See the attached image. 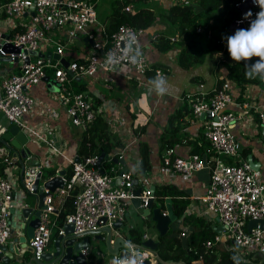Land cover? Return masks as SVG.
I'll return each instance as SVG.
<instances>
[{
  "label": "built area",
  "instance_id": "2783aa9c",
  "mask_svg": "<svg viewBox=\"0 0 264 264\" xmlns=\"http://www.w3.org/2000/svg\"><path fill=\"white\" fill-rule=\"evenodd\" d=\"M167 1L173 5L184 6L192 4L194 0ZM98 2L99 0L0 1V12L6 17L0 19V24H6L0 30V69L4 67V62L13 65L0 73V113L7 118L9 126H19L28 139L27 143L44 142L61 154L63 150L55 146L60 143L59 140L49 138L54 132L49 130L45 133L43 127L32 125L25 119L27 115L41 114L47 119L59 120L62 117L61 109H64L71 124L80 128L102 115L107 120L111 134L117 136L124 144L122 149L113 150L106 158L125 161L126 155L138 150V162L141 160L138 146L141 132L137 130V125L131 116L133 114L141 116L143 113L134 110L132 106L128 107V104L130 105L128 99L131 95L127 93L125 98L127 105L120 104L115 111L107 114L102 104L96 103L91 94L74 90L72 84L86 79L87 85H97L111 92L115 88L117 79L123 77L127 81L135 80L137 82L135 90L141 92L144 88L147 90L150 88V80L144 77L148 71H155V76L158 72L162 73L165 78L170 74L162 68L153 69L141 42L145 33L142 28L123 24L108 36L105 25L99 22ZM247 2L250 6L247 10H243L242 7ZM231 4L237 12L234 20L238 24H244V28L249 27L250 21L255 19L256 13L260 11L254 0H235ZM136 8L137 5H129L126 9L135 12ZM248 11L252 12V16L246 20L244 15ZM32 12L35 14L33 15ZM24 15L30 17L28 22H25ZM205 31L209 37L212 36L210 28L204 26L197 28L198 33ZM129 32L137 36L143 59L135 66L127 65L125 62L124 73L117 75L106 70L103 61L110 52L122 54L123 38ZM78 37H88L95 41V45H91L92 49L75 60H67V46ZM168 37L174 41L177 39L174 34ZM6 44L20 47V51L5 50ZM220 44L226 46V41L222 39ZM50 50H55L61 58H65L68 66L62 63L61 58L56 60L53 57L32 53L37 51L46 54ZM16 58L18 61L15 60ZM5 59L9 60L5 61ZM47 76L50 78L49 82L56 81L53 83L55 89L51 90L48 82L44 81ZM220 79L222 80L220 86L216 83L215 87L208 91L199 90L197 87L180 97V105L187 100L192 111L189 125H186L182 131L189 133L190 125L201 124L198 132L204 135L209 144L205 155L192 152L193 146L186 143L178 144L166 151L163 162L158 166L157 173H154L158 176L152 174L149 178L146 175L138 177L137 172L126 169L121 162L118 163L119 169L112 167V172H106L103 167L105 158L101 161L100 154H93L84 159L79 157V161L71 160L70 173L62 176L63 186L57 187L55 191L45 188V207L41 212L40 224L29 240L31 255L41 260L51 242L59 235H65V225L72 224L71 234L77 236L78 240H81L86 232L97 231H101L100 239H103L109 229V245L114 247L120 238L124 239L126 244L130 241L144 253L143 264H188L184 261L163 262L157 250L154 251L144 245V242L150 238L158 241L159 232L154 238L146 229L134 224L128 225L126 235L120 230L126 226V217L130 215L129 207L133 206L135 179L139 180L142 187L139 198L143 208L151 198V187L156 186L154 181L159 185L171 184L186 190L182 186L185 181L193 182L191 178L197 173L207 171L209 179L205 191L200 195L190 196L191 211L198 210V215L207 214L215 217L218 220L217 225L221 223L225 228L221 234L216 232L215 237L205 243V247L213 249L216 245H226L231 241L233 248L236 249V257H239L243 264H247L248 260L252 264H263L264 229L258 225L249 231L248 223L252 219H264V177L261 168L254 169L248 159L242 158L244 140L242 134H247L252 139L264 135V103L254 102L256 97H247V88L242 90L236 83L228 80L227 75H220ZM155 97L157 98L155 109H158L160 108L158 104L166 98L157 95ZM203 114L205 116L201 119ZM151 117L152 113L145 115L139 127L147 125ZM8 128L2 127L0 131V166H6V173L0 172V245L13 243L11 238L14 232L21 233L23 230L29 219L23 215L24 208H35L38 205L36 201L31 206L27 202V195L36 197L34 192L36 179L39 173L44 174L42 160L38 164H33L32 153L26 157L31 161L30 165L23 164L24 170L22 167L19 175L12 172L15 165L22 166L24 158L21 157L20 151L12 150L2 142L3 133ZM54 129L55 132L58 131L56 127ZM57 175L54 173H50L47 177L42 175L40 185ZM118 179H120L119 183ZM17 180L21 181L23 188V198L20 200L15 199L13 181ZM70 196L74 197L73 211L60 223L58 214ZM154 198L156 200V195ZM194 206L196 208L193 210ZM160 207L164 214L168 213L166 205ZM12 208L15 209V213L19 212L16 227ZM117 221L122 222L120 227L116 226ZM174 222L177 228L183 229L182 236L189 233L184 217H177ZM144 225L155 227V224L144 223ZM135 228L142 230L140 241H135L130 235L131 230ZM91 235L95 240H100L94 234ZM91 235L88 237L90 238ZM120 251H127V247L122 246L118 253L110 252V260L101 261L91 258V244L82 249L87 259L86 264H111L114 258L122 257ZM257 256L261 258L258 262ZM190 264H204V259L200 256Z\"/></svg>",
  "mask_w": 264,
  "mask_h": 264
},
{
  "label": "trees",
  "instance_id": "16d2710c",
  "mask_svg": "<svg viewBox=\"0 0 264 264\" xmlns=\"http://www.w3.org/2000/svg\"><path fill=\"white\" fill-rule=\"evenodd\" d=\"M233 1L235 0H196V4L184 6L173 5L169 2L167 10L158 14L150 6V0H113V9L107 16L104 25L108 36H111L123 24L142 28L146 33L155 25L157 18L161 16L174 29V36L177 39L174 41L166 33L160 31L153 38L152 47L156 51L166 53L176 50L177 64L186 70L204 64L206 58L210 56L215 65L220 66L219 63H223L227 79L236 83L242 90H245L249 85L262 86L264 81L259 79L250 80L245 77V65L254 63L258 58L237 64L231 60L227 45L223 46L220 44L222 37L232 35L230 24L237 16V12L231 4ZM137 2H143L146 5L137 7L135 12L126 9L129 5L136 6ZM195 5L199 9H196ZM199 26L210 28L212 36L209 37L206 31L198 33L197 28ZM222 66L218 67V69L222 68ZM152 67L153 69L170 70L168 66L162 63H154ZM144 77L151 80L155 77V71H148ZM77 82L79 85L78 91L87 90L88 86L86 83L79 84L80 82ZM221 83L222 80L219 77L217 84L220 86ZM95 101L98 103L100 99L96 98ZM191 113L189 104L185 100L182 105L176 107L169 115L167 125L159 138V161L155 168H158L160 163L163 162L166 151L178 144L186 143L193 146L192 152L202 155L206 154L209 144L201 132L192 135L182 131L186 125H189ZM146 131L147 126H143L140 129L141 133H146ZM78 137L79 146L76 153L81 159L93 154L101 155L105 153L108 155L113 150H120L124 147L123 142L108 130L107 120L102 115H99L92 123L81 128ZM138 146L141 156L140 161H142V174L137 172L139 177L151 173L154 169V164L152 162L150 144L141 140ZM249 152V148L244 149L243 155L245 158H248ZM70 171L69 167L68 173ZM0 172L5 174L6 166H0ZM155 195L156 199L161 201L162 206L166 205L165 202L168 198L172 199L174 212L178 218L184 217L186 228L189 231L186 236H182L181 232L183 229L171 225L165 236L158 237L157 254L163 262L184 261L190 264L202 256L204 264H235L236 250L234 248L221 244L214 246L213 249L205 247V243L213 239L216 232L212 221L207 220L204 215H198L191 211L190 192L181 190L176 185L163 184L156 186ZM73 200V196L68 197L65 205L60 209L58 214L60 223L73 211ZM144 222L148 225H154L153 222L147 219ZM141 232V228H135L131 230L130 235L135 241H140ZM259 260L261 258L257 256L256 261L258 262Z\"/></svg>",
  "mask_w": 264,
  "mask_h": 264
},
{
  "label": "crops",
  "instance_id": "0c3cea01",
  "mask_svg": "<svg viewBox=\"0 0 264 264\" xmlns=\"http://www.w3.org/2000/svg\"><path fill=\"white\" fill-rule=\"evenodd\" d=\"M152 1L153 0H150V6H151ZM192 4H196V0H194V2ZM162 7H152V8L154 10L156 9L155 11H157V13L160 14L161 12L167 10V5L162 6ZM197 8L199 9V7H197ZM5 18L6 17H4L2 15V13L0 12V19H5ZM24 19H25V22H28L30 17L27 15H24ZM17 20H18V22H20L19 19H17ZM3 26L5 27L6 24H4ZM160 31L166 33L167 36L174 34V29L168 23H166V21L164 19H162L161 16L157 18L155 25L149 30V32H146L141 39L143 44H144L145 53H146V56H147L150 64L152 65L154 63H162L163 65H166L170 68L169 71L164 70L166 73L170 74L166 78L169 85H170V91H169V94L165 95V98H166L165 101H161L158 104L160 106V108L155 109L156 108L155 105L157 104V102H156L157 98L155 97L154 93L150 92L146 88H144V90H142L143 92L142 91L136 92L135 89H136L137 82L135 80L127 81L123 77H120L117 79V82L115 84V88L111 92H107V91L101 89L100 87H98L97 85H87L88 87H87V90L85 91V92L91 94L95 100H96V98L100 99V101L98 103L102 104V107L105 108V112L107 114L115 111V109L120 104L127 105L125 103V101H126L125 98L127 97V93H129L131 96L128 99L129 100L128 103L130 102V105L128 104V107L132 106L134 108V110L143 113L141 116H138L137 114H133V119L135 121V124L137 125V130H140L143 127V126L139 127V126H141L142 118L145 115H149L150 113H152V117H151L150 121L147 123V125H145V126H147L146 133H141V134H139V136H140V140L147 141L152 148V162L154 164V169L152 171V174L155 177L158 176V175H155L154 173L155 172L157 173V169H158V168H155V165L158 164V161H159V154L157 155L158 147H159V138H160L161 134L163 133V131L167 125L169 115L176 109V107L180 106V104H181L180 97L185 92L194 90L197 87L199 90H207V91L211 90L215 87L217 80L220 77V75H226L224 68L222 67V68L218 69L219 66L215 65V63L213 62V60L211 59L210 56L207 57L211 60L210 63H208V65L206 63H204V64L197 66V67H194L190 70H185V69L181 68L177 64L176 50L175 51L171 50V51L166 52V53H162V52L159 53L158 51H156L152 47L153 38L156 35H158V33ZM80 38H82V37H78L76 39H80ZM74 40L72 42H74ZM86 50L87 49L84 48L82 50V52H79L77 46H74V48L72 49V48H69V44H68L67 49H66L67 60H69L68 56H74L73 60H75L81 54H85ZM6 69L4 67H2L0 69V73L5 71ZM15 71H17V70H15ZM186 72H191V73L188 76L185 74ZM246 93L248 95L247 97H256V100H253L254 102L264 103L263 102L264 101V93L261 91V85H249L246 89ZM61 115H62V117L59 120L47 119V118L43 117L41 114H38L35 116L27 115L25 119L28 122H30L32 125H36L38 127H56L58 129V131L61 130L62 133L65 135V134L69 133V130H70V127H72V124H71V121H70L68 115L64 111V109H61ZM161 125H164L163 129L159 128ZM200 125L201 124L190 125V132L189 133L192 135H194V134L196 135L198 132V127H201ZM0 127H10V126H9V123H4V124H1ZM76 136L77 137H75V134H72L70 138H72V139L77 138V140H75V139L74 140L76 142H79V137H78V135H76ZM261 137H264V135H262ZM261 137L259 136V138H261ZM36 143L37 142H35V144ZM38 143H40V142H38ZM42 143H44V142H42ZM70 146H71V143H67L65 140L64 149H66L68 151L70 149ZM77 148L74 151L73 158L71 156H68L64 152L65 151L64 149H63L61 157L55 156L54 161H55V163H57V162L58 163H57L56 169L52 173L57 175V173H59L60 170L68 169L69 165H70V161L75 159V157L77 155V153H76ZM246 148H249V150H250L249 156L253 155L254 161L261 163V171H262V165L264 164V144L261 142V139L259 141H257V140H253L252 138H248V139L244 138V140H243V151ZM243 151H242V156H243L242 158H245L243 155ZM37 153H38L37 150L32 151V155L34 156V158H32V159L41 161L42 159L39 157V155H37ZM128 156L129 155H126V160L124 161V163H122L124 166H127V165L130 166L132 164L131 162H129ZM249 156H248V158H249ZM248 158H246V159H248ZM62 162H63V164H61ZM136 164H137V160H136ZM44 174H45V172H44ZM262 174L264 175V171H262ZM208 179H209L208 172L207 171H201V172L197 173L196 181H195V179H194V182L185 181L187 183V189L186 190L188 192H190L191 195H195V194L200 195L201 193H203L205 191V189L202 186L204 183H206V181H208ZM13 182L15 183V199L20 200L23 198V188H22L21 181L17 180V181H13ZM27 196H28L27 202L31 206H33L36 202V197L34 195H27ZM195 208H196V206H194L193 210ZM132 209L134 211L133 216L138 218V220L136 218L134 220H137L138 222H132L131 224H134V225L140 227V224H141V222H144V219L137 215L136 211H138V210L135 209L133 206L129 207V210H128L129 214H131ZM194 212L197 213L198 210H195ZM205 217L207 218V220H210L213 222V226L218 224L217 218L211 217L210 215H207V214L205 215ZM17 219H19V212L14 214V222H16L15 227L17 226ZM14 237H15V234L11 238L12 242H13ZM55 240H56V238L51 242V243H53L54 249H55V243H54ZM221 245H224V244H221ZM225 246H230L233 248V242H231V241L227 242ZM49 247H50V245H49ZM49 247H48V251H54V249L50 250Z\"/></svg>",
  "mask_w": 264,
  "mask_h": 264
},
{
  "label": "water",
  "instance_id": "95a60500",
  "mask_svg": "<svg viewBox=\"0 0 264 264\" xmlns=\"http://www.w3.org/2000/svg\"><path fill=\"white\" fill-rule=\"evenodd\" d=\"M250 6V3L247 2L243 5L242 9L247 10ZM34 15L35 13L32 12ZM238 28H244V24H238L237 21L233 20L230 24V32L231 34H234V32ZM85 43H89L90 45H95V41L85 37L84 38ZM4 49L7 51H20V47H15L11 44H6L4 46ZM34 55H40V56H46V57H53V59H60L61 56L55 52V50H50L46 54L33 51ZM9 59H5V61H8ZM18 61V58L15 59ZM62 63L65 66H68V61L65 58H61ZM27 62H29V59H27ZM50 78L49 76L45 77L44 81L48 82V87L53 90L56 87H54L53 83L56 81L51 80L49 82ZM80 80V78H78ZM205 114L201 115V119H203ZM2 142L4 144H11V148H21L22 144H26L28 142V139L23 131L20 130L19 126L12 125L10 126L4 133L2 137ZM30 151H26L25 149H22L20 151L21 157L26 158L27 154H29ZM107 155L105 153H102L100 155V160L102 161L104 158H106ZM76 161H79L80 158L77 156L75 157ZM115 163H124L123 160L119 159H113ZM249 163L252 165V167L256 170L261 168L260 162H255L253 155H250L248 158ZM39 160H33V164H38ZM22 163V161H21ZM24 163H22V167L24 170ZM68 170L62 169L59 171V175L56 177L47 180L42 185L41 178L42 175L45 177V174L39 173L35 185H34V192L36 195V201L38 203L37 207H26L23 210V215L25 217H28L29 219L26 221L25 226L23 230H21V233H15V237L13 239V243L9 244H3L0 245V263L1 264H86L87 259L82 253V249H85L90 245V238L88 235L94 234L96 238H101V231L97 232H86L81 240L77 239V236L72 235L73 232V225L72 224H66L65 225V235H59L55 240V249L54 251H46L42 257L41 260H37L32 255L29 256L28 253L31 254L32 248L29 246V240L34 236V230L36 227L40 224V216L42 209L45 207V188L50 189L51 191H55L57 187L63 186V180L62 176L67 175ZM120 182V179L117 181ZM135 188L133 190L134 197L132 199L133 207L137 210H141V216L144 219L150 220L154 222L156 230L159 232V236L163 237L165 236L168 231L170 230L171 223L174 222L177 219V214L173 210L172 206V199L168 198L166 200V208L168 210L167 214H164L161 210V207L156 205L155 203V191L156 186L151 187V198L148 201L147 206L141 207V200L139 198V195L142 192V187L140 186L139 180H134ZM12 213H15V209H11ZM129 215V214H128ZM122 225L121 221L116 222V226L120 227ZM260 225V228L264 229V219H252L248 223V230L251 231L253 227H258ZM214 231L221 234L224 230V225L219 223V225L213 226ZM108 233L110 232L109 229H107ZM109 239V236H108ZM108 244V249L112 253H118L120 248L122 246H126V241L122 238H120L114 247ZM144 245L149 247L150 249L156 251L159 246V241L154 240L153 238H150L144 242ZM90 250V248H89ZM127 254V251H120V256H124ZM247 264H252L250 260L247 261Z\"/></svg>",
  "mask_w": 264,
  "mask_h": 264
},
{
  "label": "clouds",
  "instance_id": "9594fccd",
  "mask_svg": "<svg viewBox=\"0 0 264 264\" xmlns=\"http://www.w3.org/2000/svg\"><path fill=\"white\" fill-rule=\"evenodd\" d=\"M260 11L255 19L250 21L248 28H238L234 34L222 39L226 40L227 50L232 61L239 64L242 61H251L258 58L254 63L245 65V77L250 80L259 79L264 81V0H254ZM252 12L248 11L244 19H249ZM124 49L121 55L108 53L103 65L106 70L117 75H122L127 65H138L143 57L137 36L129 32L124 38ZM126 62V64H125ZM149 91L163 97L169 94L170 85L162 73L149 81ZM133 172L142 174V161H138L132 169ZM127 254L116 257L111 264H143L144 253L130 241L126 244ZM235 264H241L239 257H235Z\"/></svg>",
  "mask_w": 264,
  "mask_h": 264
},
{
  "label": "rangeland",
  "instance_id": "374dc122",
  "mask_svg": "<svg viewBox=\"0 0 264 264\" xmlns=\"http://www.w3.org/2000/svg\"><path fill=\"white\" fill-rule=\"evenodd\" d=\"M1 2H3L4 0H0ZM100 2H98V6H97V11H98V14H99V22L101 24H104L105 21H106V17L108 16V14L112 11L113 7H112V1L113 0H99ZM194 2V1H193ZM137 7H141V6H145L146 3H143V2H137L136 3ZM166 5H169V2L167 0H153L151 2V6L152 7H162V6H166ZM196 9H198L197 5H195ZM163 8V7H162ZM156 10V9H155ZM106 18V19H105ZM8 20H12V18H7ZM6 22V21H5ZM4 24V23H3ZM3 24H0V30L4 27ZM205 26V25H204ZM74 46H77L78 47V51L79 52H82V50L84 48H86V52L89 50V49H92L91 45L89 44H86L84 43V39L83 38H80V39H75L74 42H70L69 43V48H74ZM74 56H68V59L69 60H73ZM210 59L209 58H206L205 62L207 65L208 63H210ZM4 65V68H9V67H12L13 65L9 62H4L3 63ZM202 65V64H201ZM219 67H221L223 65V63H219ZM224 67V65L222 66ZM186 70V69H185ZM192 71V70H191ZM191 72H186L185 74L186 75H190ZM52 74V73H51ZM81 83H86V79H83L82 81H79ZM71 87V86H70ZM72 87L74 90H79V85H78V82L75 83V84H72ZM261 91L264 93V85L261 86ZM186 94V92H185ZM263 101V100H262ZM264 102V101H263ZM199 122H202V121H199ZM4 123H9L7 118L0 114V125L1 124H4ZM164 125H161L159 128L163 129ZM2 127H0V131H1ZM49 130H52L54 133L52 135L49 136L50 139H58L59 142L61 143H58V144H55L56 147L60 148V149H64V145H65V140L67 143H71V146H70V149L67 151L66 149H64L65 153L68 155V156H71L73 158L74 156V151L76 150V148L79 146V142H76L75 140H77V138H70L72 134H75V137H77L76 135H79V132L81 130L80 127H76V126H73L70 127V130H69V133L68 134H63L62 131H56L54 130V127H43V131L45 133H47ZM204 130V128H203ZM244 138H249V135L247 134H242ZM260 137L262 135H259ZM257 138L254 137L253 140H257L259 141L261 139V142L264 144V137H261V138ZM242 139V137H240ZM7 147L11 148V144L9 143L6 144ZM62 146V147H61ZM14 149L12 150H16V151H21L22 149H25L26 151H30L29 154H27L28 156L32 153L33 150H37L38 153L37 155H39V157L42 159V163L44 165V172H45V177H47L52 171H54L57 167V163H55L54 161V157L57 156V157H61V153L58 152L57 150H55L53 147H51L50 145H47L45 143H36L35 144V141L33 142H29V143H26V144H22L21 148H16V147H13ZM159 154V147H158V152H157V155ZM138 158V150H135L134 152H132L129 156H128V160L129 162H131L132 164L129 166H124L126 169H133V167L136 165V160ZM24 164L26 166L30 165L31 164V161L24 158ZM63 164V162L61 163ZM70 166V165H69ZM103 167H104V170L106 172H112L113 169L112 167H114L115 169H119L120 168V165L118 163H115L113 160H110V159H107L105 158L104 159V164H103ZM22 170V166L21 165H15L12 169V172L16 173V174H19ZM262 171H264V164L262 165ZM152 173H149L146 175V177H151ZM197 175V174H196ZM196 175L194 176V178H191L193 179V182H194V179L196 181ZM264 176V175H263ZM154 181V180H153ZM155 185L156 186H159V184L154 181ZM206 184H207V181L206 183L203 184V188L205 189L206 187ZM183 188L184 189H187V183H184L183 185ZM155 203L156 205L160 206L162 205L161 201L159 200H155ZM135 210V209H134ZM137 212V215L139 217H142L141 216V210H138L136 211ZM212 214V213H211ZM134 215V211L132 209L131 211V214L129 216L126 217V226L121 228L120 232L123 234V235H126L127 234V227L129 224H131L132 222H138V218H136ZM214 215V214H212ZM137 219V220H134V219ZM144 222H141L140 224V227L142 229H146V231L148 232V234L151 236V237H154L156 238L157 237V230L154 226H146L143 224ZM171 225H174L176 226L175 222H172ZM173 229V228H172ZM108 233L106 232L105 233V238L103 239H100L99 241L95 240L94 239V236L91 235L90 236V244H91V247H92V255H91V258L92 259H98V260H101V261H107V260H110V251L108 249ZM114 237H116L114 235ZM50 250H53L54 249V246H53V243L50 244V247H49ZM29 256H31L30 253H28Z\"/></svg>",
  "mask_w": 264,
  "mask_h": 264
}]
</instances>
